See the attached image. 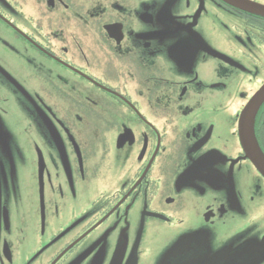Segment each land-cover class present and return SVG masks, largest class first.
<instances>
[{"label":"flooded vegetation","instance_id":"af4514ba","mask_svg":"<svg viewBox=\"0 0 264 264\" xmlns=\"http://www.w3.org/2000/svg\"><path fill=\"white\" fill-rule=\"evenodd\" d=\"M262 87L222 0H0V264H264Z\"/></svg>","mask_w":264,"mask_h":264},{"label":"water","instance_id":"95a60500","mask_svg":"<svg viewBox=\"0 0 264 264\" xmlns=\"http://www.w3.org/2000/svg\"><path fill=\"white\" fill-rule=\"evenodd\" d=\"M229 5H233V7L240 8L247 12L258 14L264 16V5L258 4L256 2L250 0H222ZM264 94V87L260 89V91L254 96L251 101L248 103L242 112V117L240 121V129L239 135L243 151L247 158L254 164V166L258 169V171L264 176V156L261 153L258 145L256 144L254 131L253 129V122H252V115L249 118L248 116L250 113H254L255 108L257 107L260 97Z\"/></svg>","mask_w":264,"mask_h":264}]
</instances>
